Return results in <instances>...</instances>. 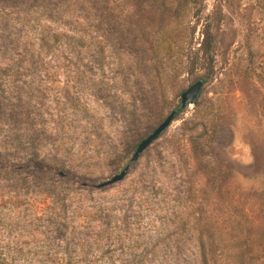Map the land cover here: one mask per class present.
Here are the masks:
<instances>
[{"label":"rangeland","instance_id":"374dc122","mask_svg":"<svg viewBox=\"0 0 264 264\" xmlns=\"http://www.w3.org/2000/svg\"><path fill=\"white\" fill-rule=\"evenodd\" d=\"M106 3L102 13L110 25L120 20L130 43L109 34L122 45L121 60L140 69V58L156 52L159 60H145L144 72H158L164 97L147 76L113 108L92 97L70 107L52 97L85 93L71 82L76 74L38 77L51 79L42 84V108L57 117L49 119V136L0 160V264L64 263L66 252L74 261L70 226L83 205L101 199L114 227L113 261L87 264H123L115 248L131 246L155 251L142 264H199L198 232L208 264H264V0ZM206 28L208 54L200 50ZM160 41L169 43L165 54L156 50ZM196 78L203 80L197 98L177 108L180 91ZM171 109L174 118L123 178L95 188Z\"/></svg>","mask_w":264,"mask_h":264},{"label":"trees","instance_id":"16d2710c","mask_svg":"<svg viewBox=\"0 0 264 264\" xmlns=\"http://www.w3.org/2000/svg\"><path fill=\"white\" fill-rule=\"evenodd\" d=\"M106 9V0H0V160L15 158L18 153L14 148L32 144L39 135L51 134L49 119L57 114L42 108L46 102L42 84L51 79L38 77L60 69L76 74L71 82L77 83V91L85 88V93H70L67 89L52 97L70 107L92 97L113 108L123 94L137 93L147 76L151 80L156 78L158 99L164 97L158 72L155 69L153 73L144 72L145 60L153 57L152 64L159 60L156 52L151 57L140 58V69L130 66L135 62L121 60L122 45L112 43L109 34H117L124 45L130 43L117 29L120 20L108 23V14L102 13ZM201 43L200 50L208 54L211 43L208 28L203 32ZM155 47L165 54L169 43L160 41ZM30 152L33 154L35 150ZM108 210L105 199L83 205L75 215L80 221L70 226L74 229L75 260L71 261L66 252L64 263L58 264H87L94 259L112 263L114 243L109 238L114 227L110 225ZM65 221L67 224L70 220ZM196 239L198 262L208 264L200 232ZM136 248L115 250L119 249L123 264H142L155 252L147 246ZM168 252L169 260H173L179 249Z\"/></svg>","mask_w":264,"mask_h":264},{"label":"water","instance_id":"95a60500","mask_svg":"<svg viewBox=\"0 0 264 264\" xmlns=\"http://www.w3.org/2000/svg\"><path fill=\"white\" fill-rule=\"evenodd\" d=\"M203 84L201 78L194 79L191 83L182 89L179 93L177 108H183L186 105L193 103L197 98L200 88ZM176 109H171L144 137H142L134 146V149L124 165L111 177L103 181L95 183L93 186L99 188L105 185H109L115 181H118L123 178L129 164L137 159L139 154L153 141L155 140L161 132L168 126L170 121L174 118Z\"/></svg>","mask_w":264,"mask_h":264}]
</instances>
